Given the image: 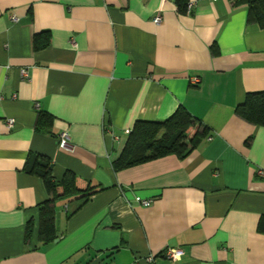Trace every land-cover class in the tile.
I'll use <instances>...</instances> for the list:
<instances>
[{"label": "crops", "instance_id": "obj_1", "mask_svg": "<svg viewBox=\"0 0 264 264\" xmlns=\"http://www.w3.org/2000/svg\"><path fill=\"white\" fill-rule=\"evenodd\" d=\"M189 1L0 0V264H264V126L235 113L264 90V28L236 0ZM178 106L208 129L192 152L115 171L134 123ZM31 155L97 188L68 217L80 200L58 188L48 243Z\"/></svg>", "mask_w": 264, "mask_h": 264}, {"label": "trees", "instance_id": "obj_2", "mask_svg": "<svg viewBox=\"0 0 264 264\" xmlns=\"http://www.w3.org/2000/svg\"><path fill=\"white\" fill-rule=\"evenodd\" d=\"M188 1L175 0L180 12L186 13ZM236 3L247 5L248 22L257 23L264 28V0H236ZM41 34L45 37V41L38 43L35 40L36 48L44 46L48 41V31ZM235 113L251 124L264 126V90L248 92L243 103L236 106ZM50 118L47 113L40 112L35 129L44 131L49 125ZM207 134V127L184 106H178L163 120H137L128 133L121 153L113 161V168L119 171L166 155L184 158ZM23 170L39 176L50 196L39 205L38 240L41 243L51 242L56 238L54 201L58 197V188H61L64 196L71 197L66 202L80 200L72 211L66 213L67 217L85 204L97 188L95 185H88L84 190L79 191L75 184L76 176L71 171H66L60 181L55 180L52 175V161L42 155H31L26 160ZM32 226V222L26 225L27 240L31 236ZM260 227L264 229L262 224Z\"/></svg>", "mask_w": 264, "mask_h": 264}, {"label": "built area", "instance_id": "obj_3", "mask_svg": "<svg viewBox=\"0 0 264 264\" xmlns=\"http://www.w3.org/2000/svg\"><path fill=\"white\" fill-rule=\"evenodd\" d=\"M194 1H188L187 3V6H186V13H190L192 11V8L194 6ZM13 20H16L15 17H13ZM153 21L155 23H159L160 21V17L159 16H156ZM21 73L23 75H26V71L25 70H22ZM199 81V78L198 77H192L191 78V82L192 83H197ZM13 122L12 119H9L8 121V124L11 125ZM68 145V137H67V134L66 133H62L61 136H60V139H59V146L61 148H64V147H67ZM151 201L150 200H143L141 201V204L145 205V206H148L150 205ZM183 254V250L182 249H174V248H167L165 250V255L169 258V259H172V260H176V259H179L181 257V255ZM149 260H151L152 256H149L147 257Z\"/></svg>", "mask_w": 264, "mask_h": 264}, {"label": "water", "instance_id": "obj_4", "mask_svg": "<svg viewBox=\"0 0 264 264\" xmlns=\"http://www.w3.org/2000/svg\"><path fill=\"white\" fill-rule=\"evenodd\" d=\"M57 239H55V241H56Z\"/></svg>", "mask_w": 264, "mask_h": 264}]
</instances>
